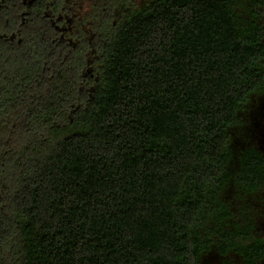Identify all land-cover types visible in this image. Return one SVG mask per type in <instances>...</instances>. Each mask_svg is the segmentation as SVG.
<instances>
[{
  "label": "trees",
  "instance_id": "1",
  "mask_svg": "<svg viewBox=\"0 0 264 264\" xmlns=\"http://www.w3.org/2000/svg\"><path fill=\"white\" fill-rule=\"evenodd\" d=\"M264 0H0V264L264 261Z\"/></svg>",
  "mask_w": 264,
  "mask_h": 264
},
{
  "label": "rangeland",
  "instance_id": "2",
  "mask_svg": "<svg viewBox=\"0 0 264 264\" xmlns=\"http://www.w3.org/2000/svg\"><path fill=\"white\" fill-rule=\"evenodd\" d=\"M261 108L257 115L254 116V120L251 123V126L247 129V135H245V140H239L237 143L239 145H253L256 146L261 152L264 153V100H260ZM257 231L256 233L260 236H264V213L263 218L257 220ZM228 260L232 264H240V261L237 257L231 256ZM223 260L214 256V254L209 255L205 259V264H223ZM264 264V261L261 263Z\"/></svg>",
  "mask_w": 264,
  "mask_h": 264
}]
</instances>
